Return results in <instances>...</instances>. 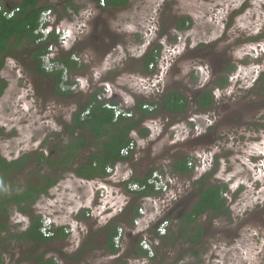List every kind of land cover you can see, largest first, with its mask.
Returning <instances> with one entry per match:
<instances>
[{
  "label": "rangeland",
  "instance_id": "1",
  "mask_svg": "<svg viewBox=\"0 0 264 264\" xmlns=\"http://www.w3.org/2000/svg\"><path fill=\"white\" fill-rule=\"evenodd\" d=\"M73 1L79 14L70 20L75 24L78 37L74 44L71 35L66 48L72 46L71 50L77 58H83L85 66L76 73L68 72L71 81L78 80L74 82L78 84L71 90L73 93L58 94L53 88V79H46L36 71V66L28 60L33 47L30 42L18 48V60L8 58L0 72L7 82L0 99L1 155L10 162L30 154L24 171L2 186V195L20 193L27 183H39L44 177L60 176L57 166L38 164L36 154L43 152L52 160L58 158V149L72 139L65 126L72 124L73 115L82 110L95 92L101 94L99 100L105 105L116 102L120 110L134 117L133 110L143 99L159 104L167 92L175 91L188 99L186 112L175 115L159 110L143 123L149 130L147 137H141L139 131L131 132L129 138L136 141L137 152L127 163H120L119 174L123 178L132 172V177L144 178L153 170L166 172L177 178L174 200L182 202L179 206L173 200L167 203L168 208L160 205L154 211L152 203L144 204L143 199L135 201L134 195L127 194V205L129 202H134L133 206L144 205L146 211L138 226H130L131 214L127 205L120 202V196L113 191L104 199L97 192L99 178L86 180V188L79 186L81 178L78 179L74 169L86 163L91 152L100 150L93 139L92 148L79 154L76 164L61 174L59 182L36 201L30 213L14 208L9 211L7 222L10 234L14 235L26 231L37 216L42 219L64 215L67 218L69 215L65 212L80 208L78 217L72 215L74 219L81 214H86L88 219L80 218L77 231L65 240L56 239L40 246L20 240L7 242L8 235L4 234L0 237V250L5 264H36L40 255L53 258L59 264H75L72 259L80 251H84L81 264H122L124 261L129 264L130 259L143 258L134 254L135 245L142 241L143 234L154 242L155 230L151 226L155 223L150 222L155 218L170 221L168 238L160 240V245L155 247L156 259L144 257L137 264H264V126H259L258 119L264 111V75L259 83V74L264 73V0H130L126 9L107 8L102 16L110 19V29L115 35L113 44L116 43L102 63L94 56L95 47L91 49L98 40L89 39L86 43L82 37L88 28L90 13L95 15L98 11L97 0ZM64 3L65 0L40 3L55 8L54 17L62 30L65 26L60 22L67 17L63 13ZM71 10L69 15L72 16ZM184 17L192 19V26L178 31L177 25ZM158 47L161 50L154 71L146 74L142 69L143 58ZM65 52L60 48L58 57ZM227 60L226 73L222 76L230 67L234 66L235 71L229 74V85L218 89L214 85L219 77L218 69ZM104 90L110 93L104 94ZM208 90H214L215 104L202 112L193 100L197 94ZM214 119L221 123L222 135L217 143H211L208 133L196 140L194 137L207 132ZM243 126L246 131L237 135ZM80 135L81 132H77L75 137ZM214 152L219 154L210 182L227 185L225 196L230 215L214 218L206 214L199 218L197 224L204 229V236L198 245L169 238V232L177 230V216L182 210L184 215L195 203L198 180L213 172ZM184 156L190 158L192 172L183 175L173 172L176 161ZM84 190L92 193V204L86 203ZM101 199L108 204L104 212L100 209L104 208ZM111 206L115 207L109 209ZM116 208L123 209L117 223L126 230L124 249L109 255L105 252L108 233L105 228Z\"/></svg>",
  "mask_w": 264,
  "mask_h": 264
},
{
  "label": "trees",
  "instance_id": "2",
  "mask_svg": "<svg viewBox=\"0 0 264 264\" xmlns=\"http://www.w3.org/2000/svg\"><path fill=\"white\" fill-rule=\"evenodd\" d=\"M41 1L43 0H21L19 4L14 6V8H19V12L11 19L4 17L0 13V72L5 66V60L8 57H15V52H17L18 48L26 42H30L33 45L30 52L37 62V72L45 78L53 79L58 94L68 96L72 92L62 91L60 88L63 82L64 71L55 70L52 73H48L42 67V57L48 52V48L52 43L58 45L59 37L53 32L45 42L39 41L42 35L36 34V31L39 28V20L42 12L46 10L55 11V8L51 6H39ZM129 1L130 0H107L106 7L104 8L126 9L129 5ZM65 3V13H67L69 8H72L75 13L79 12V8L74 6L73 0H65ZM191 26L192 19L190 17H184L178 23L177 30L185 31L190 29ZM160 50L161 47L153 49L143 58L142 69L146 74H150L154 71L153 69L157 64L158 52ZM73 54L74 50L67 51L62 53V56L56 60L60 65L64 66L68 72L83 69L85 67L83 64H79L78 61L72 59ZM151 66L152 69H150ZM233 71H235L234 66L228 68L227 74L219 78L214 85L221 89L227 87L229 85V74ZM66 83L69 85L72 84L70 79ZM6 88L7 82L0 76V99ZM212 94L213 90H208L203 92L199 99L193 100L200 111L206 112L212 108L214 104V97ZM99 95L98 92L92 94L84 104L82 110L73 115L72 124L65 126V130L72 136V139H70L67 145L58 149V158L52 160L51 157H46L43 152L36 154L35 161L38 164L57 166V172H60L58 178L52 179L50 177H44L39 183H27L24 190L20 193H13L10 196L7 194L2 195V186L13 179V177H15L14 175H18L24 171V167L29 163L30 154L9 162L1 155L0 151V237L7 234L8 236L5 238V241L20 240L40 246L56 239L61 241L65 240L68 234H66L62 228L56 230L54 237L45 238L40 232L42 223L41 217L39 216L34 217L30 227L26 231L11 235L10 226L7 222V219L9 220V211L15 208L21 213H30L36 201L42 195H47L49 190L59 182L61 174L71 169L79 154L81 152H86L88 148H92L93 139L98 142L97 144H99L100 150L91 152L88 156V161L82 166L74 169V173L79 178L87 181L106 177V169L108 167H114L118 163L129 160V157H123L121 155V150L131 142V138H129L131 132L139 131L141 137H147L149 135V130L143 127V123L146 119L156 116L159 110L181 115L186 112L189 106V101L183 94L172 91L167 92L162 97L159 104L151 103L144 99L140 101L133 110L135 114L134 117L127 118L119 116L116 119L115 110L107 108L106 105L99 100ZM111 104L113 107H117L118 105L116 102ZM144 106H151L153 109H144ZM85 113L87 114L84 115ZM77 132H81L79 137H75ZM89 137L92 138L90 139ZM189 163L190 158L188 156L180 158L173 166V172L182 175L190 174L192 168L189 167ZM215 172L216 168L213 172L210 171L206 173L198 180L196 201L178 220L177 230L172 232V234L169 232V238L180 240L189 245H198L204 236V229L197 224L199 218L206 214H212L214 218L230 215V210L227 206V198L225 196L228 190L227 185L213 184L210 182ZM147 178V176L144 178L132 177L125 183V186H127L128 183H139L143 185L146 183ZM155 194L156 192L153 187H148V189L144 191L132 193L135 201ZM133 203L134 202H129L130 205H127V211H130L131 214V217L128 219V224L130 226L134 224V220L139 214V205L133 206ZM118 217L113 218L105 228V231L108 232L105 239V252L109 255H114L119 252L114 244V237L117 235V231L120 228V224L117 223L119 220ZM80 218L88 219L86 214H81ZM158 238L160 241L168 238V235ZM139 243L135 245V256L147 257L148 252L143 250ZM163 243L165 245L168 244L167 241ZM85 248L89 249L86 245ZM192 253L197 254V251H193ZM156 254L157 252L155 255ZM82 256H84V251L78 252V255L72 259L73 262H75V264H81L80 260ZM156 258L157 257L154 256L152 260ZM0 264H5L4 253L1 250ZM36 264L59 263L53 258L46 259L44 255H40L36 259ZM122 264H128V261H124Z\"/></svg>",
  "mask_w": 264,
  "mask_h": 264
},
{
  "label": "built area",
  "instance_id": "3",
  "mask_svg": "<svg viewBox=\"0 0 264 264\" xmlns=\"http://www.w3.org/2000/svg\"><path fill=\"white\" fill-rule=\"evenodd\" d=\"M106 2L107 0H97V3L99 7L104 8L106 7ZM19 12V8H7L4 4L3 0H0V13L8 18H14L17 13ZM56 18L54 17L53 11L52 10H46L42 12L40 20H39V28L36 31V34H41L42 38L39 40L40 42H45L47 38L50 36L51 33H55L59 38H58V45L52 43L49 48L48 52L42 57V67L43 69L48 72L52 73L55 70H63L64 71V77H63V84L62 87L64 88H70L71 90L75 89V86L73 88L69 87L66 85L68 78V70L60 65L56 60L59 55V49H65L68 47L67 45L69 44V39L71 38V34L67 30H62L61 28L58 27V25H55ZM73 60L78 61L79 59L77 56H73ZM152 67V66H151ZM109 94V93H108ZM107 108H112L115 110V117L116 119L119 116L131 118L132 114L130 112H124L123 110H120L119 107H113L112 104H106ZM148 106H144V109H146ZM88 113V112H87ZM85 113V114H87ZM136 141L131 140V142L125 146L121 150V155L123 157H133L134 154L137 152V146H136ZM191 162L189 163V167H191ZM119 167L120 163L116 164L114 167H108L106 169L107 174L109 175L110 179L113 180H118V177L120 178L119 174ZM131 171V170H130ZM133 173L130 172L122 178L124 182L128 181L132 177ZM147 181L145 184L140 185L139 183H129L127 186H125L130 194L138 192V191H144L148 189V187H153L154 191L156 192L155 195L152 196H147L146 198L144 197L142 201H144V204L147 203H152L153 207L156 208V206H163L165 208L167 207V203L172 202L174 198L176 197V192L174 190V187L177 184V178H175L172 175L167 174L166 172L164 173L163 171L160 170H153L147 175ZM118 182H121L118 180ZM101 196H103L101 194ZM129 199V198H128ZM177 200V198H176ZM175 201V200H174ZM177 205V201H175ZM128 204V200L125 202V205ZM144 206V205H143ZM139 208V214L134 220V225L133 226H138L140 221L142 220V216L146 215V211L144 207ZM156 211V209H155ZM120 212H123V209H120ZM154 222L151 227H155L156 231V236L154 239V242L149 240L147 235L143 234L142 241L140 242V246L143 248V250H146L148 252V256L146 258L152 259L155 256L156 250L155 246L159 244V238L158 237H164L167 235V227L169 226V220H165V218L162 219H153L150 223ZM42 226L40 228V232L45 238H52L55 236V232L57 229L62 228L66 234L72 233V230L68 229L64 225H60L55 219L52 217H44L41 219ZM149 227L146 226L145 229H148ZM135 229V227H134ZM149 230V229H148ZM146 230V231H148ZM126 230L123 227H120L117 231V235L114 237V244L115 248L122 252L124 249V240H125V235H126ZM138 232H133L132 234H136ZM158 236V237H157ZM144 258H135V259H130L129 264H137L138 262L140 263L141 260Z\"/></svg>",
  "mask_w": 264,
  "mask_h": 264
},
{
  "label": "flooded vegetation",
  "instance_id": "4",
  "mask_svg": "<svg viewBox=\"0 0 264 264\" xmlns=\"http://www.w3.org/2000/svg\"><path fill=\"white\" fill-rule=\"evenodd\" d=\"M96 1V0H95ZM94 1V2H95ZM96 4V3H95ZM96 8H98L97 7V5H96ZM105 9H107V8H101V9H97L98 11L95 13V15H93V14H91L90 13V15H91V18H90V20L89 21H87V26H88V28H87V30H86V33H85V35L84 36H82L83 37V42H85L86 41V43H88L89 42V39L90 40H93V39H96V40H98V44L96 43V44H92L91 45V49H94V47H95V49L94 50H96L97 52H94V56L97 58V59H101V58H103L102 56H105L106 54H109V50H112V48L114 47V45H115V43H116V41H115V43L113 44V41L115 40V35L114 34H112V31H111V29H110V25H109V23H110V19H103V16H102V11H105ZM95 10V9H94ZM116 10H120V9H116ZM81 38V37H80ZM79 38V39H80ZM184 51H182L181 53H183ZM186 54V53H185ZM81 57V56H80ZM78 58L79 59V64H83V58L81 57V58ZM8 58H12L13 60H18V54H17V52H15V57H8ZM7 58V59H8ZM187 57H185V59H186ZM6 59V60H7ZM184 59V58H183ZM6 60H5V63H6ZM28 60L29 61H31V62H33V64L37 67V62H36V59H34L33 57H32V53H31V56L28 58ZM227 63H228V60L224 63V65L223 66H220V68L218 69V71L220 72L219 73V77H218V79L219 78H221L222 77V75L224 74V73H226V67L228 66L227 65ZM3 70V69H2ZM37 71V70H36ZM216 72V71H215ZM215 72H214V75H215ZM41 75V74H40ZM263 75H264V73H262V74H259V83H262V80H263ZM42 76V75H41ZM46 79H48V78H46ZM49 79H51V78H49ZM67 81H69V79L67 80ZM71 81V80H70ZM78 80H72L71 81V83L72 84H67L66 83V85H68L69 87H71V88H73L74 86L76 87L77 86V84L76 83H74V82H77ZM64 82H62V84H63ZM62 84L60 85V88H61V90L62 91H70L71 92V89L70 88H68L67 90L66 89H64L63 90V87H62ZM53 85H54V83H53ZM54 89H55V91H56V88H55V85H54V87H53ZM218 88V87H217ZM219 89V88H218ZM57 92V91H56ZM203 92H205V91H203ZM203 92H200L199 94H197L196 95V97H195V99L194 100H196V99H199L200 97H201V94L203 93ZM213 92H214V90H213ZM73 93V92H72ZM105 93H110V90L108 91V90H104V94ZM101 95V94H100ZM112 95H113V93H112ZM213 95V97H214V94H212ZM214 101H215V98H214ZM215 104V103H214ZM214 104H213V106H214ZM196 105V107H197V109L198 110H200L199 109V107L197 106V104H195ZM213 106H212V108H213ZM211 108V109H212ZM84 115H86V114H84ZM84 115H82V116H84ZM219 117V119H221V117L220 116H218ZM258 119H259V122H260V125L259 126H264V111L258 116ZM220 122L219 121H217L216 119H214L213 120V122L209 125V128H208V131L207 132H203V133H200V134H197L194 138H196V140H198V139H201V138H203V137H205V134L206 133H208L207 134V136L209 137V139H210V141H211V143H217V139L219 138V136H221L222 134L220 133ZM242 123H240L239 125H241ZM238 128V127H237ZM244 131H246V129H245V127L243 126V129H240V131L238 132V133H236L237 135H239L240 133H242V132H244ZM226 135L228 136V134L226 133ZM213 136V137H212ZM216 147V146H215ZM219 153L218 152H214L213 153V157H212V161H213V164H212V168H213V170L216 168V166H217V164H216V155H218ZM51 190V189H50ZM49 190V191H50ZM182 202V201H181ZM181 202H179L177 205H179ZM183 205V204H182ZM180 206V205H179ZM183 213V210H182V212L180 213V215H178L177 217H178V220L182 217V214Z\"/></svg>",
  "mask_w": 264,
  "mask_h": 264
},
{
  "label": "crops",
  "instance_id": "5",
  "mask_svg": "<svg viewBox=\"0 0 264 264\" xmlns=\"http://www.w3.org/2000/svg\"><path fill=\"white\" fill-rule=\"evenodd\" d=\"M4 1V4H5V6L7 7V8H14V6L15 5H17V4H19L20 2H21V0H18V2H11V0H3ZM43 1H46V0H43ZM74 2V1H73ZM96 5H97V7L99 8V9H101V7H99V5L97 4V1H96ZM39 6H41L40 4H39ZM47 6H50V5H47ZM42 7V6H41ZM44 7V6H43ZM77 7V6H76ZM65 8H66V3H64L63 4V13H65L64 12V10H65ZM73 12H74V14H72V16L71 15H69V13L71 14L72 13V10H71V8H69L68 10H67V13H65V14H67L66 16L67 17H65V18H63L62 20H61V22H60V24H61V26H65V30H67V31H69L70 32V34L71 35H73V37H72V39L71 40H73L74 41V44H75V41L77 40V37H78V34H75V24H73V22L70 20V18H73V16L76 18V14H79V12L78 13H75V11L73 10ZM53 14H54V11H53ZM56 21H57V18H56ZM78 23V22H77ZM55 24H56V22H55ZM56 25H58L59 26V24H58V21H57V24ZM72 49V46L70 47V48H65L64 49V51H70ZM74 55H76L75 53L73 54V56ZM72 56V57H73ZM106 56V55H105ZM105 56H103V58H101L99 61H100V63H102L103 62V59H104V57ZM76 71H78V70H75V71H73L74 73H76ZM122 163H127V162H122ZM127 176V175H126ZM77 178V177H76ZM78 179H80V178H78ZM118 180H120L121 182H118V184H116V182H115V180H113V179H110L109 178V175L107 174V176L106 177H103V178H99V179H97V183H98V189H97V192L98 193H101L105 198L104 199H107V198H109V196H111V194H112V192L113 191H115L117 194H118V196H120L119 197V200H120V198H121V203H122V205L123 204H125V202L128 200V195L127 194H130V192L127 190V189H125L126 187H125V182L123 181V179L122 178H119L118 177ZM118 180H116V181H118ZM87 181L86 180H83V179H81L80 180V184H79V186L82 188H86V185H87ZM123 186V188L124 189H121L120 190V188ZM66 189H68V187L66 188ZM117 189H119L118 191H116ZM126 190V191H125ZM84 191H86V190H84ZM106 192H107V194H108V196L106 195ZM86 193L87 194H85V193H83V196H84V198L86 199V203L87 204H92L93 203V199H92V197H93V195H92V193H90L89 191H86ZM131 195V194H130ZM144 198V197H143ZM143 198H141V200L143 199ZM146 198V197H145ZM116 199H118L117 197H116ZM102 200V199H101ZM101 203H102V206L104 207V208H100V209H103V212L107 209V206H108V204H104V202H103V200L101 201ZM80 204V203H79ZM34 206V205H33ZM112 208H109V209H113V207H115V206H111ZM139 207H140V205H139ZM152 208L154 209V211H155V207H153L152 206ZM120 209L121 208H116L115 209V211L113 212L112 211V213L110 214V216H109V219H113V218H115V215H120L121 214V212H120ZM79 210H80V208L78 209V210H76V211H72V213L70 212V211H67V212H65L64 214H66V215H69V216H67V218H66V216H64V215H62V214H60V215H62V216H60V218H57V216L58 215H55L54 217H52L53 219H55V221H57L60 225H64L65 227H67L68 229H70V230H72V233H74V231L77 229V228H79V226H80V224H79V219L80 218H75L74 219V216L76 215L77 217H78V213H79ZM102 212V213H103ZM74 214V216H72ZM118 216H116V217H118ZM69 218V219H68ZM72 222V223H71ZM155 227L156 226H154V230H155ZM61 229V228H60ZM77 231V230H76ZM155 234H156V231H155ZM70 235V234H69ZM160 242V241H159ZM158 245H156L155 247H157Z\"/></svg>",
  "mask_w": 264,
  "mask_h": 264
},
{
  "label": "clouds",
  "instance_id": "6",
  "mask_svg": "<svg viewBox=\"0 0 264 264\" xmlns=\"http://www.w3.org/2000/svg\"><path fill=\"white\" fill-rule=\"evenodd\" d=\"M55 25H56V24H55ZM74 56H75V55H74ZM58 58H59V57H58ZM58 58H57V59H58ZM72 59H73V57H72ZM131 178H132V177H131ZM131 178H130V179H131ZM130 179H129V180H130ZM129 180H128V181H129ZM128 181H126V182H128ZM126 182H125V183H126ZM128 184H129V183H128ZM155 236H156V235H155ZM158 245H160V242H159Z\"/></svg>",
  "mask_w": 264,
  "mask_h": 264
}]
</instances>
